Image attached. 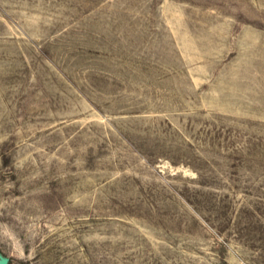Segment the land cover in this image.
I'll return each mask as SVG.
<instances>
[{
	"label": "rangeland",
	"instance_id": "1",
	"mask_svg": "<svg viewBox=\"0 0 264 264\" xmlns=\"http://www.w3.org/2000/svg\"><path fill=\"white\" fill-rule=\"evenodd\" d=\"M8 264H264V0H0Z\"/></svg>",
	"mask_w": 264,
	"mask_h": 264
},
{
	"label": "water",
	"instance_id": "2",
	"mask_svg": "<svg viewBox=\"0 0 264 264\" xmlns=\"http://www.w3.org/2000/svg\"><path fill=\"white\" fill-rule=\"evenodd\" d=\"M9 257L0 251V264H8Z\"/></svg>",
	"mask_w": 264,
	"mask_h": 264
}]
</instances>
